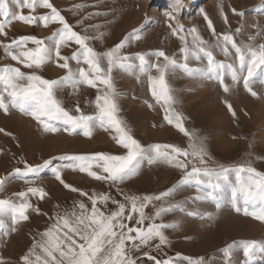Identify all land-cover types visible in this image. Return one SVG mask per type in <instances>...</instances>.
<instances>
[{
	"label": "snow or ice",
	"instance_id": "obj_1",
	"mask_svg": "<svg viewBox=\"0 0 264 264\" xmlns=\"http://www.w3.org/2000/svg\"><path fill=\"white\" fill-rule=\"evenodd\" d=\"M180 4L181 0H175L173 11L165 13L169 20L175 19L174 13ZM38 7L50 12L35 15ZM83 7L76 5L75 9L78 11ZM24 9H29V14H24ZM261 10L264 11V7ZM231 11L240 17L245 16L244 11L235 8ZM220 14L227 24L222 5ZM204 19L215 38L214 42L205 40L195 26L186 30L182 24L169 23L171 33L182 44L179 50L182 61H178L175 54L170 55L163 49L136 53L135 56L124 52L126 47L141 38L138 29H133L107 50L97 51L91 41L103 38L100 25L88 26L97 33L92 36L87 30L76 31L51 0H0V37H7L6 29L13 21L29 25L42 22L45 27L50 23L60 25L49 37L22 35L8 43L0 41V47L12 61L31 70L25 72L11 64L0 66V110L8 114L15 109L30 115L45 133L61 130L69 134L82 132L85 137L91 138L97 128L114 132L112 139L124 150L122 154L96 152L65 157L71 163L63 167L79 170L95 180L123 182L137 175L145 162L148 165L165 164L182 173L178 184L158 194L128 195L124 202L113 200L115 210L106 212L104 208L112 199L109 195H90L67 183L63 179L61 166L53 167L52 172L60 184L86 197L89 203L76 201L71 209L63 211L57 206L55 215L50 217L51 224L37 233L32 245L19 257V264H139L136 253L141 251L153 264H173L171 257L161 260L145 249L154 246L159 251L169 244L165 230L175 226L158 222V218L179 206L170 200L178 188L185 185H194L201 193L195 199L214 201L216 209H220L222 192L227 187L236 212L264 222V172L258 171L251 162L226 165L212 160L205 138L185 127L182 113L176 110L175 105L179 101L170 83L178 71L187 76L206 74L218 80L223 91L229 93L232 89L224 82V75L228 72L231 73L233 87L242 80L243 87L253 97L264 95L251 86L257 79L264 83V43H255L256 38L264 34V26L253 22L251 28L256 30L255 35H249L246 42L238 43L231 32L217 34L207 13H204ZM243 31V27L235 29L236 34ZM29 44L32 46L29 47ZM72 44L76 45V49L70 56L63 55L62 48ZM216 48L224 54L225 60L216 59ZM228 57L233 58L232 62H227ZM134 60L138 63H133ZM190 60L204 63L202 67H193ZM72 61L76 64L75 68ZM49 62L65 70V74L56 79L40 75L37 70ZM114 69L133 72L138 81L146 78L154 103H145L149 108L162 106L164 121L174 125L189 139L187 147L161 143L144 145L133 135L127 122L119 115L120 93L112 76ZM82 86L97 90L94 112L91 114L86 113L79 103L74 109L67 108L58 95L65 87L78 92ZM225 103L231 115L236 117L232 104L228 101ZM4 131L0 128V132ZM50 164V160L38 165L24 161V167H17L13 172L23 178L38 174ZM6 181L7 176L0 177V192L4 191ZM30 196L43 200L48 192L42 186H30L24 191L0 198V237L17 232L21 223L30 219V210L41 214L40 208L31 203ZM150 205L154 208L152 214L146 212ZM190 215L201 219L213 218V214L207 212H192ZM235 250L242 252L243 264H260L264 261V241H233L226 245L223 249L225 264H232ZM184 259L188 264H208L203 256ZM0 264H7L2 256Z\"/></svg>",
	"mask_w": 264,
	"mask_h": 264
},
{
	"label": "rangeland",
	"instance_id": "obj_2",
	"mask_svg": "<svg viewBox=\"0 0 264 264\" xmlns=\"http://www.w3.org/2000/svg\"><path fill=\"white\" fill-rule=\"evenodd\" d=\"M51 2L78 32L87 30L89 35L95 36L96 31L88 26L100 25L99 31L104 33L103 38L91 41L97 51L107 50L133 29H138L141 38L123 50L132 56L163 49L170 55L175 54L177 60L182 61L179 51L182 47L181 41L171 33L169 23L182 24L186 30L195 26L205 40L214 42L215 38L207 27L204 13L213 21L217 34L231 32L238 43L246 42L249 35H255L256 30L251 28L253 22L264 26V11L261 10L264 0H181L173 20H169L165 13L173 11L175 0ZM76 5L84 7L77 11ZM221 5L227 16V24L220 14ZM232 8L244 11L245 16L233 14ZM29 12V9L23 10L24 14ZM49 12L46 8L38 7L34 14L44 15ZM97 12L100 14L95 15ZM59 27L58 23H50L45 27L42 22L29 25L22 21H13L6 29L7 37H0V41L8 43L22 35L45 38L51 36ZM238 27L244 29L240 34L235 33ZM255 43H264V34L258 36ZM75 49L76 45L72 44L62 48V54L70 56ZM214 55L217 60L226 59L219 48L215 49ZM232 60V57L227 58V62ZM133 63L138 61L134 60ZM203 63L190 60L193 67H202ZM4 64L21 67L25 72L31 71L12 61L0 47V66ZM71 64L73 68L76 67L74 61ZM37 71L47 79H56L65 74V70L57 67L54 62H49ZM112 76L120 93L119 115L142 144H174L182 148L188 146L189 139L174 125L164 121L162 106L149 108L145 103H154L146 78L142 77L138 81L133 72L118 69L113 70ZM224 82L232 89L229 93L223 91L218 80L209 78L206 74L187 76L178 71L170 81L179 101L175 105L176 110L182 113L184 125L189 131L194 130L205 138L212 160L226 165L251 162L258 171L264 172V95L253 97L243 87L242 80L233 87L231 73L228 72L224 75ZM251 86L258 93L264 94V83L259 79ZM96 94V89L87 86H82L78 92L71 87H65L58 93L67 108L74 109L79 103L88 114L94 112ZM225 101L232 104L236 117L228 111ZM0 128L5 130L0 132V177L7 176L0 198L24 191L30 186H42L48 192L43 200L36 196L29 197L33 206L40 208L41 214L30 210V219L22 222L17 232L0 237V256L7 264H19V257L32 245L33 238L51 224L50 217L55 215L57 206L63 211L71 209L76 201L84 200L89 203L86 197L64 188L52 172L53 167L61 166L63 179L82 191L90 195H109L112 199L104 208L106 212L115 210L113 200L124 202L128 195L158 194L178 184L182 176L181 171L174 167L165 164L148 165L145 162L140 166L137 175L123 182L98 181L79 170L63 167L71 163L65 157L96 152L122 154L124 150L112 139L114 132L97 128L91 138L85 137L82 132L69 134L61 130L57 133H45L35 119L15 109L8 114L0 110ZM44 160H50L51 164L42 168L38 174H29L22 178L13 172L17 167L23 168L24 161L38 165L43 164ZM200 194V190L194 185L178 188L170 202L179 206L158 218V222L175 226L165 230L169 244L162 246L159 251L154 246L145 251L161 260L171 257L173 264H188L184 257L200 256L205 257L208 264H225L223 249L226 245L233 241H264V222L243 212H236L231 204L230 189L226 187L223 190L220 209H216L214 201L195 199ZM146 212L152 214L153 206L150 205ZM192 212L212 213L213 218L201 219L199 216L190 215ZM177 253L180 254L179 257ZM136 256L139 264H153L143 256L142 251L136 253ZM243 261L242 252L235 250L232 264H243ZM260 264H264V261Z\"/></svg>",
	"mask_w": 264,
	"mask_h": 264
},
{
	"label": "bare ground",
	"instance_id": "obj_3",
	"mask_svg": "<svg viewBox=\"0 0 264 264\" xmlns=\"http://www.w3.org/2000/svg\"><path fill=\"white\" fill-rule=\"evenodd\" d=\"M6 170V169H5Z\"/></svg>",
	"mask_w": 264,
	"mask_h": 264
}]
</instances>
